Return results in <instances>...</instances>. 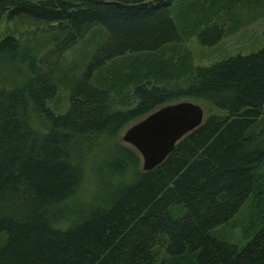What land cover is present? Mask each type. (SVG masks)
Returning <instances> with one entry per match:
<instances>
[{"label":"trees","instance_id":"trees-1","mask_svg":"<svg viewBox=\"0 0 264 264\" xmlns=\"http://www.w3.org/2000/svg\"><path fill=\"white\" fill-rule=\"evenodd\" d=\"M263 14L264 0H0L13 24L0 37V264H264V45L211 66L182 47ZM24 32L48 36L44 56L22 53ZM91 42L86 65L68 62ZM182 99L223 115L144 172L119 134ZM95 146L91 198L70 205Z\"/></svg>","mask_w":264,"mask_h":264},{"label":"rangeland","instance_id":"rangeland-1","mask_svg":"<svg viewBox=\"0 0 264 264\" xmlns=\"http://www.w3.org/2000/svg\"><path fill=\"white\" fill-rule=\"evenodd\" d=\"M179 7L177 8L176 13L178 15V18L180 19V17L182 16V10ZM245 18L247 19L246 21H248L250 17L248 16V14L245 13ZM245 18H241L242 19L241 21L244 22ZM225 28L226 29L229 28V25H226ZM12 31H13V24L10 22L8 23L7 21L3 20L2 23L0 24V37H4L5 35L11 34ZM31 33L24 32L23 34L21 33L17 34L22 44L23 45L26 44L23 47V50H21L22 53L23 51L26 50L27 52H32V54L36 57L44 56L46 52L49 50V48L51 47V43L49 41L48 36H45L43 33H40V32L32 33V34ZM28 34H30V36ZM263 45H264V14L261 15L256 21H253L249 23L248 25L241 27L236 33L229 34L228 36L223 37L215 46H212V47L202 46L195 38H193L189 40L188 42H185L182 45V47L185 49V51L191 52V55L193 56L194 66H211L217 62L228 59L229 57H232V56H236L238 54L248 55V54L254 53L258 51ZM96 46H97L96 42L95 43L91 42V44L90 45L87 44V46H83V45L79 46V48L76 50V53L74 54L75 57H73L70 53L69 55H67V57L69 56L68 62L73 61L71 63L72 65L75 64L76 67L82 68L88 62L87 55L90 53L91 50H94ZM21 57L22 55L20 54L18 58H21ZM14 70L15 68L11 69V67L9 66V74H11V76ZM12 77L9 76V83L11 82V80H15V81L17 80L18 82L21 81V79L19 80L18 77H13V78ZM182 101L193 102L201 106L204 111L203 120L209 114L223 115V113L219 110L211 108L202 102H198V101H194L190 99L171 101L165 105L174 104V103L182 102ZM144 117L132 122L119 134V140L122 143V145L132 149L133 151H135L134 148H132L131 146H129L128 144L122 141V136L124 134V131L129 126L137 123ZM98 150H99L98 146H95L93 148L92 154L86 164L87 171L85 173L84 183L82 184L77 195L70 201V205L79 204V202L82 204L83 202L90 200L91 194L93 192L94 185H95L93 174L92 172L90 173V171H91L92 166L98 160V157H97ZM139 158H140V167L142 168V160L140 156ZM238 231L240 232L238 228L234 230V232L237 233V234H234L235 236L239 234ZM226 234L233 235L231 231L226 232Z\"/></svg>","mask_w":264,"mask_h":264},{"label":"water","instance_id":"water-1","mask_svg":"<svg viewBox=\"0 0 264 264\" xmlns=\"http://www.w3.org/2000/svg\"><path fill=\"white\" fill-rule=\"evenodd\" d=\"M102 1L106 4L133 7L155 0L137 4ZM203 118L202 107L193 102L182 101L164 105L129 126L124 131L122 141L135 149L141 157L142 170L148 172L159 166L182 138L198 128L203 123Z\"/></svg>","mask_w":264,"mask_h":264}]
</instances>
